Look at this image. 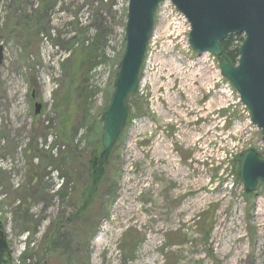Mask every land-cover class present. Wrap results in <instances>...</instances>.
<instances>
[{"label": "rangeland", "instance_id": "rangeland-1", "mask_svg": "<svg viewBox=\"0 0 264 264\" xmlns=\"http://www.w3.org/2000/svg\"><path fill=\"white\" fill-rule=\"evenodd\" d=\"M126 9L127 0H0V221L10 263L264 264V183L245 192L235 161L247 148L264 159L261 131L217 59L187 44L177 10L156 11L126 125L93 192L83 187L98 145L94 122L124 49ZM102 24V53L80 65ZM27 189L23 225L16 209ZM85 194L86 209L70 217Z\"/></svg>", "mask_w": 264, "mask_h": 264}, {"label": "water", "instance_id": "water-1", "mask_svg": "<svg viewBox=\"0 0 264 264\" xmlns=\"http://www.w3.org/2000/svg\"><path fill=\"white\" fill-rule=\"evenodd\" d=\"M165 0H127L124 49L108 103L101 114L97 178L103 173L128 118V97L138 90L141 65L154 28V15ZM189 24L188 43L192 50L208 53L218 61L219 71L234 88L250 113V121L261 131L264 142V0H168ZM241 34L238 59L232 63L223 54L221 41ZM4 46L0 43V74ZM34 114L41 104L35 103ZM245 192L264 183V159L254 148L241 152L237 167ZM0 251L10 259L5 225L0 221Z\"/></svg>", "mask_w": 264, "mask_h": 264}, {"label": "trees", "instance_id": "trees-1", "mask_svg": "<svg viewBox=\"0 0 264 264\" xmlns=\"http://www.w3.org/2000/svg\"><path fill=\"white\" fill-rule=\"evenodd\" d=\"M112 4H113V1H110V6ZM45 8L47 9V6L44 4L43 7H42V10H45ZM106 34H107V27L104 26L103 24L98 26L96 28V30H95V33L93 35V39L91 40V43L87 47L82 49L83 52L78 57V59H77L78 62L77 63H80V65H83L85 62L94 61L96 58H98L100 56V54L102 53V51H103V48H104V45H105L104 42H105ZM242 39H243V37H242L241 34H230L224 40L221 41V44H222V47H223V54L232 63H236V61L238 59L237 49H238V46L241 43ZM119 56L121 57V55H119ZM120 57L118 58V61H117V68H116V72L114 74V78H115V76H116V74L118 72V63H119ZM74 63L72 65H73V68L75 69V67L78 66V65H77V63L76 64H74ZM111 92H112V90H111ZM110 95L111 94H109V96ZM133 95L134 94L130 95L129 99ZM109 98L107 99L106 104L108 103ZM104 109H105V107L102 109L101 112H103ZM221 112L223 114L224 110H222ZM98 116H99V119L96 118V120L94 122V124H95V132H94V134H95V136H97V140H94V143L96 145L97 144L98 145H97V147H95L92 150V152L90 154H88L87 159H86L87 180L83 184V187H85L87 185L88 193H92L93 192V190L95 189V186L97 185V183H99V181L103 177V175L101 174L97 178L96 172H94V170L96 169V166H97V154L96 153L98 151V148L100 150L99 136H100V132H101V119H100L101 114H99ZM235 161L238 162V157L235 158ZM40 174H41L40 170H38L36 167L32 168L31 171H30V175H29L31 183H36L38 181V178L40 177ZM87 182H88V184H87ZM37 184L38 183H36V185ZM63 190L64 191L67 190V184H64ZM63 190L60 191L62 197L66 196V193L63 192ZM32 193L33 192L31 190H28V189L25 190V196H24L23 202H22L21 206H19L16 209V211H20L19 208H21L22 205H24L26 203L28 197L31 196ZM85 197H86V194L84 195V199H85ZM87 197H89V194H87ZM84 199L81 202V205L77 207L76 211L73 212L70 217H74V215L75 216L80 215V214H82L84 212V210L86 209V207H85L86 203H87L86 200L88 198H86L85 200ZM84 202H85V204H84ZM72 203H74V202H72ZM87 206H88V204H87ZM20 218H22L23 225L28 223L26 221V219L28 220L27 213L21 215V211H20ZM57 239L58 238L56 237V231L54 230L50 234L49 241L52 242V243H55ZM132 245H133V243L130 242L129 243V249H128V258H132V255H133V249L130 248ZM26 258L27 257L25 255L22 257L23 262L25 261ZM10 261L11 260L8 259V257L6 256L5 252L4 251H0V264H11Z\"/></svg>", "mask_w": 264, "mask_h": 264}, {"label": "bare ground", "instance_id": "bare-ground-1", "mask_svg": "<svg viewBox=\"0 0 264 264\" xmlns=\"http://www.w3.org/2000/svg\"><path fill=\"white\" fill-rule=\"evenodd\" d=\"M165 154V153H164ZM163 154V155H164ZM172 160H171V158L170 157H166L165 158V162H164V164H165V167L167 168V167H170V165L172 166ZM179 173V168H177L174 172H173V176H176L177 174ZM131 207H132V205H131V203H129L128 204V206H127V209L129 210V209H131ZM109 231V228H108V226L107 225H105L104 223L102 224V226H101V228H100V231H99V234L96 236V238H95V241L96 242H98L99 244H102V243H104L105 242V240H104V236H105V234L107 233ZM242 251H243V249L242 248H240V247H238V246H236V247H234V249H233V256H236V259H239V258H241V255H242ZM234 264V263H233ZM236 264V263H235Z\"/></svg>", "mask_w": 264, "mask_h": 264}, {"label": "built area", "instance_id": "built-area-1", "mask_svg": "<svg viewBox=\"0 0 264 264\" xmlns=\"http://www.w3.org/2000/svg\"><path fill=\"white\" fill-rule=\"evenodd\" d=\"M160 9H162L161 12L165 11V12H167V14H170V13H168V12H171L172 10H173V11L176 10V9L174 8V6H173L168 0L162 2V3H160V4L158 5V7H157V11L160 10ZM187 44H188V43H187ZM230 92H231V90H230ZM238 101H239V98H238ZM246 113H247L246 115H248V117H249V121H250V115H249V112L246 111Z\"/></svg>", "mask_w": 264, "mask_h": 264}]
</instances>
